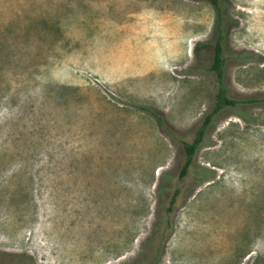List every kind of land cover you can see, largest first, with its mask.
I'll list each match as a JSON object with an SVG mask.
<instances>
[{
    "label": "rangeland",
    "instance_id": "374dc122",
    "mask_svg": "<svg viewBox=\"0 0 264 264\" xmlns=\"http://www.w3.org/2000/svg\"><path fill=\"white\" fill-rule=\"evenodd\" d=\"M224 16L229 95L264 96V0ZM215 23L208 0H0V264H264V101L218 112L180 177Z\"/></svg>",
    "mask_w": 264,
    "mask_h": 264
},
{
    "label": "trees",
    "instance_id": "16d2710c",
    "mask_svg": "<svg viewBox=\"0 0 264 264\" xmlns=\"http://www.w3.org/2000/svg\"><path fill=\"white\" fill-rule=\"evenodd\" d=\"M211 2L216 10V23H215V33H216V41L214 45L213 51V59H212V67L216 72L217 79V93L215 104L212 110L207 113L199 124L195 137L192 142H184V150H185V161L180 171V177H184L190 171L197 149L200 145L205 142V134L209 125L212 123L213 117L220 112L222 109L226 107H235L241 103H260L264 101V96L248 98V99H236L229 95L225 77L223 74V68L228 62V56L225 53V44H226V35L224 33V25L226 23L224 16V8L226 7L227 0H208ZM148 109V108H147ZM156 117L162 121V118L154 111H151ZM175 201V196L170 200V205L168 207V211H172L173 203Z\"/></svg>",
    "mask_w": 264,
    "mask_h": 264
},
{
    "label": "flooded vegetation",
    "instance_id": "af4514ba",
    "mask_svg": "<svg viewBox=\"0 0 264 264\" xmlns=\"http://www.w3.org/2000/svg\"><path fill=\"white\" fill-rule=\"evenodd\" d=\"M192 141H193V140H192ZM192 141H191V142H192Z\"/></svg>",
    "mask_w": 264,
    "mask_h": 264
}]
</instances>
